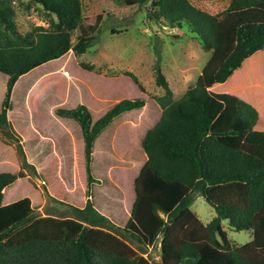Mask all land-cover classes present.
<instances>
[{
    "label": "trees",
    "instance_id": "16d2710c",
    "mask_svg": "<svg viewBox=\"0 0 264 264\" xmlns=\"http://www.w3.org/2000/svg\"><path fill=\"white\" fill-rule=\"evenodd\" d=\"M31 1L54 14L57 23L53 31L37 27L23 34L13 0H0V73L8 77L0 128L11 125L12 93L21 77L72 50L85 55L101 33L102 16L94 25L83 24L81 0ZM113 1L143 6L152 0ZM152 6L151 20L170 28L188 27L203 49L215 56L219 20L233 12L264 9V0H231L217 15L195 7L191 0H154ZM234 31V46L214 76L217 85L264 51V23L239 24ZM155 72L157 85L165 91L155 99L162 116L143 142L147 162L134 182L136 200L128 223L119 227L94 206L90 190L101 181L93 175V149L117 118L142 110L145 100H122L95 123L85 105L58 109L59 117L76 121L82 131L86 206L64 204L46 188L50 200L70 211L54 214L56 210L47 209L46 216H36L29 198L4 205L8 187L27 175H39L17 143L21 170L0 174V264H155L146 255L158 245L161 264H264V130L256 129L258 111L235 95L209 90L210 86H192L175 100L159 63ZM127 76L140 86L134 75ZM194 193L216 213L207 225L192 210ZM225 221L237 232H251L253 241L235 244L224 230Z\"/></svg>",
    "mask_w": 264,
    "mask_h": 264
},
{
    "label": "rangeland",
    "instance_id": "374dc122",
    "mask_svg": "<svg viewBox=\"0 0 264 264\" xmlns=\"http://www.w3.org/2000/svg\"><path fill=\"white\" fill-rule=\"evenodd\" d=\"M153 1L140 6L136 2L118 4L113 0H81L84 25H94L97 17L102 16L101 33L95 45L83 56H77L72 50L19 79L12 93V110L8 113L11 125L0 128V174L21 170L17 143L4 136V133L12 132L19 139L27 161L41 176L27 175L17 180L6 189L4 205L12 199L29 198L36 216H46L47 209L56 210L52 212L54 214L69 212L68 206L47 197L46 188L52 197L64 204L85 207L88 187L82 131L76 121L59 117L56 111L85 105L95 123L122 100L143 99L146 110L132 113L127 120L118 119L121 120H117L120 128L112 125L111 131L104 133L94 146L93 175L101 184L91 188L92 201L95 208L116 212L115 224L125 226L138 170L147 161L146 157L143 160L141 139L161 119V116L156 117L159 105L155 99L163 96L165 91L156 83L158 63L175 100L195 85L210 86L215 93L235 96L233 91L244 88L243 94L253 96L255 101L264 98L263 90L259 89L264 85V51L249 58L251 61L246 62L244 69H238L225 84L217 85L214 80L221 62L234 46L236 26L264 23V9L223 16L218 22V50L212 56L188 27L170 28L151 20ZM230 2L191 0L195 7L212 15L221 14ZM13 5L21 33L32 32L37 27L54 30L56 16L41 5L31 0H13ZM127 74L138 79L143 91ZM7 81L8 77L0 73V109ZM247 81L253 82L254 86L243 87ZM256 129L264 130V114ZM193 197L192 210L204 224H209L216 217L214 209L199 193H194ZM223 227L228 238L237 245L253 241L251 232H237L227 221L223 222ZM132 247L140 253L136 243ZM159 251V245L149 248L146 257L161 264Z\"/></svg>",
    "mask_w": 264,
    "mask_h": 264
},
{
    "label": "crops",
    "instance_id": "0c3cea01",
    "mask_svg": "<svg viewBox=\"0 0 264 264\" xmlns=\"http://www.w3.org/2000/svg\"><path fill=\"white\" fill-rule=\"evenodd\" d=\"M260 8V7H259ZM252 58V57H251ZM250 58V59H251ZM247 61H251V60H247ZM246 61V62H247ZM244 63L243 65H242V67H241V69H239L238 71H242L244 68L243 67H245L246 66V64L247 63ZM249 62H248V64H249ZM237 71V72H238ZM17 84V83H16ZM16 86V85H15ZM252 86H254V83L252 82V83H250L249 81H247V83L243 86V87H252ZM259 87V86H258ZM257 87V88H258ZM259 89H262L263 91L261 92V93H263L264 94V85L262 84V86L261 87H259ZM209 90H211V91H213L212 89H210L209 88ZM244 90V88L243 89H241V90H235V91H233V93L234 94H236L239 98H241L242 100H244L245 102H247V103H249V104H251L257 111H258V113H259V117H260V120L259 121H261V119H262V116H263V114H264V98L263 99H261V100H259V99H257L256 101H255V99L253 98V96H248L247 94H243V91ZM214 92V91H213ZM147 105V104H146ZM146 107L147 106H145L144 107V109H142V110H138V111H132V112H129V113H125V114H123V115H121L119 118H117L113 123H112V125L113 126H115L116 125V128H120V126L119 125H117V120L118 119H123L124 118V120L126 119L127 120V117H130V115L132 114V113H142L144 110H146ZM158 107V110H157V115H156V117H159V116H162V112H161V114L160 113H158V111L160 112V111H162V109L160 108V106H157ZM122 117V118H121ZM161 118V117H160ZM148 119H149V121H151V117H148ZM154 119V118H153ZM123 120V121H124ZM118 121H121V120H118ZM153 121V120H152ZM157 121V120H156ZM154 123H155V121H154ZM111 125V126H112ZM156 125H157V123H156ZM155 125V126H156ZM111 126L108 128V129H110V130H105L99 137H98V139L96 140V142H95V144H94V146H96L97 145V142L98 141H100V139L103 137V134L104 133H109V131H111ZM136 126H139L138 124H136ZM154 126V127H155ZM154 127H152L151 129H153ZM113 128V127H112ZM150 129V130H151ZM150 130H148L147 131V133L150 131ZM147 133H146V135H147ZM146 135L144 136V139H145V137H146ZM144 139H141V143H142V149H143V142H144ZM95 148V147H94ZM144 152V151H143ZM145 154V153H144ZM144 158H143V160L145 159V157H146V159H147V156H146V154H145V156H143ZM93 158H94V149H93ZM94 161V160H93ZM138 161V160H137ZM147 162V161H146ZM146 163H144V165H145ZM144 165L138 170V175L140 174V172H141V170H142V168L144 167ZM35 167V166H34ZM36 168V167H35ZM36 170H37V168H36ZM40 176H41V174H39ZM138 175H137V177H138ZM136 180V179H135ZM9 188V187H8ZM4 198H5V194H4ZM135 200H136V194H135V190H134V196H133V199H132V201H131V204H130V207L128 208V211L126 212V216L130 219V217H131V213H132V209H133V205H134V202H135ZM15 202H17V201H13V199L11 200V201H9V203H8V205L9 204H12V203H15ZM84 208V207H83ZM102 215H104V216H108L110 219V221L113 223V224H115V221H117V219H116V215H117V213L116 212H111L110 210H109V208L107 209V208H102V209H99V208H96ZM103 210V211H102ZM129 219H128V221H129ZM128 223V222H127ZM116 225V224H115ZM205 225H207V224H205ZM120 227V226H119ZM122 227H124V226H122Z\"/></svg>",
    "mask_w": 264,
    "mask_h": 264
},
{
    "label": "water",
    "instance_id": "95a60500",
    "mask_svg": "<svg viewBox=\"0 0 264 264\" xmlns=\"http://www.w3.org/2000/svg\"><path fill=\"white\" fill-rule=\"evenodd\" d=\"M4 136L7 140L13 141L15 143L19 142V139L12 132H6L4 133Z\"/></svg>",
    "mask_w": 264,
    "mask_h": 264
}]
</instances>
